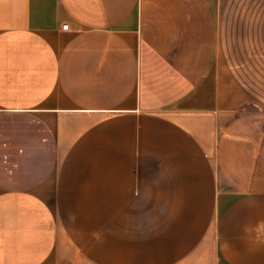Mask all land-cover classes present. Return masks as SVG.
<instances>
[{
    "label": "crops",
    "instance_id": "1",
    "mask_svg": "<svg viewBox=\"0 0 264 264\" xmlns=\"http://www.w3.org/2000/svg\"><path fill=\"white\" fill-rule=\"evenodd\" d=\"M0 264H264V0H0Z\"/></svg>",
    "mask_w": 264,
    "mask_h": 264
}]
</instances>
